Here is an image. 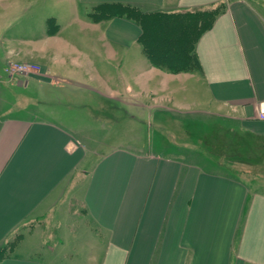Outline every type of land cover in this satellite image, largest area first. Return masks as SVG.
Returning a JSON list of instances; mask_svg holds the SVG:
<instances>
[{
  "label": "crops",
  "instance_id": "obj_1",
  "mask_svg": "<svg viewBox=\"0 0 264 264\" xmlns=\"http://www.w3.org/2000/svg\"><path fill=\"white\" fill-rule=\"evenodd\" d=\"M63 1L66 33L47 15V28L32 39L7 40L0 69V247L25 223L51 214L68 261L80 241H99L98 264H264V192L231 170L235 161L214 158L226 157L216 148L219 130L252 139L255 149L264 145V0ZM218 5L225 8L197 40L199 69L190 73L154 65L142 26L116 16L123 7L172 15ZM99 12L107 16L94 20ZM16 62L41 71L11 75ZM28 78L65 83L66 96L76 98L67 112L85 110L79 101L86 93L118 100L133 124L147 114L155 136L143 150L101 153L85 130L23 104L12 83L28 87ZM186 83L199 87L206 110L186 111ZM179 126L197 145L168 140ZM40 246L23 243L0 264H61L36 256Z\"/></svg>",
  "mask_w": 264,
  "mask_h": 264
},
{
  "label": "rangeland",
  "instance_id": "obj_2",
  "mask_svg": "<svg viewBox=\"0 0 264 264\" xmlns=\"http://www.w3.org/2000/svg\"><path fill=\"white\" fill-rule=\"evenodd\" d=\"M215 8L219 9V7H211L179 14L146 17L144 22L147 45H150L149 47L153 51L155 50L159 53L166 51L164 54L173 59L192 58L195 53L196 40L202 29L208 26L211 19V17L208 18L202 13L206 11L213 12ZM46 16L56 17L57 23L61 25L65 33L66 29H69V27L66 28V2L63 0H0V41L3 42L0 43V69L2 64L5 63L10 49V44H8L7 40L14 37L32 39L37 31L47 28L45 23ZM18 64H32L37 66V73L41 71V67L33 63L16 62L11 66ZM58 70L56 69V71ZM196 70L195 65L191 66V72ZM99 72L106 77L107 71L105 73V71L99 70ZM16 81L12 83V86L17 91V95H22V98L19 99L23 101V104L33 105L32 112L45 114L58 121H66V124L73 128L80 127L86 131L87 135H91L95 139L101 153L108 152L111 148L118 146L143 150L148 145L149 138L151 140L155 136L154 133L150 136V128L147 126V120L149 121L147 114L143 117V123L133 124L132 119L122 108L124 107L123 103L118 102V100L114 101L110 97L106 98L94 93H86L79 101L82 105H86L85 110L67 112L66 103L69 101L70 103H76L74 101L76 98H74L73 94L66 96L65 83L50 86L49 82L41 80V84H37L34 79L28 78L29 85L26 87L18 86L17 83L19 81ZM186 85L189 86V90L182 97L185 99L186 104L190 105L186 111L206 110L208 107L203 101L202 93L198 92L199 87L196 91L194 89L195 84L192 89L190 83H186ZM68 89L74 90V87H69ZM120 90H122L124 98L127 97L126 91L122 88ZM69 111L73 110L70 109ZM181 127L179 126V128L177 127L176 130L172 131L173 134H168V140L178 146L190 147L197 145L193 141L189 142L187 130ZM213 128L224 129L223 126L218 125L213 126ZM216 138V148L221 155L222 151H224L223 153L226 154V157L215 156V161L227 164L235 161L236 164L229 166L231 170L238 172L239 177L249 184L253 191L264 192V145L258 144V149H255L253 147L255 143L251 141L252 139H247L233 131L231 133H226L225 131L223 137L219 130ZM185 139L187 142H185ZM227 155L230 160L227 159ZM73 204L75 212L80 218H83L85 212L82 204L77 200H74ZM60 231L61 226L57 217L51 214L25 223L10 238L16 243L11 256L18 251V248L23 243L25 247H30L31 245L36 247L40 243L41 246L36 251V256L38 257H42V255L43 258L45 256L54 257L57 261L60 260L61 264H68L69 262L98 264L99 241H80V246L75 245L74 250L72 249L71 254L67 256L70 258V261H68L66 250L62 247L63 241H61ZM33 237H38L37 239L40 240L24 241L26 238L33 239ZM42 248L43 251H41Z\"/></svg>",
  "mask_w": 264,
  "mask_h": 264
},
{
  "label": "trees",
  "instance_id": "obj_3",
  "mask_svg": "<svg viewBox=\"0 0 264 264\" xmlns=\"http://www.w3.org/2000/svg\"><path fill=\"white\" fill-rule=\"evenodd\" d=\"M215 8V11L213 12H204L202 14H204V16L206 17H211L210 22L208 24L207 27H205L204 29H202L200 35L198 36L197 40L201 37V35L206 32L207 30L211 29L213 26L214 21L216 20L217 16L223 12L225 6L224 5H218ZM212 11V10H211ZM106 13V12H105ZM104 12H99L95 15H92V18L94 20H99L100 18L107 16L105 15ZM111 16V15H108ZM119 17H126L130 20H133L135 22H137L138 24H140L143 28V35L141 38V43L145 48V52L148 55L149 59L151 60V62L161 68L167 69L168 71L172 72V73H181V72H191V66H194L199 69V62L197 59V55H196V50L195 53L193 55V57H188V58H180V59H176V58H172L169 57L166 53V51L163 53H159L157 51H153L151 47H149L150 45H147V36H146V27H145V22L144 19L148 16H155L153 14H145L142 13L141 11H139L136 8H132V7H123V9H121L120 11L117 12V15ZM196 40V42H197ZM170 59V60H169ZM193 59V60H192ZM173 60V61H172ZM192 60V61H191ZM16 243L13 242L12 240H9V242L7 241L5 243V245L0 247V262L8 257L11 256V253L13 251V249L15 248Z\"/></svg>",
  "mask_w": 264,
  "mask_h": 264
},
{
  "label": "built area",
  "instance_id": "obj_4",
  "mask_svg": "<svg viewBox=\"0 0 264 264\" xmlns=\"http://www.w3.org/2000/svg\"><path fill=\"white\" fill-rule=\"evenodd\" d=\"M36 68L37 66L32 64H18L16 66H11L9 68V73L11 75H15V74L29 75V74L37 73L38 71H36L37 70ZM259 118L264 120V101L259 105Z\"/></svg>",
  "mask_w": 264,
  "mask_h": 264
}]
</instances>
